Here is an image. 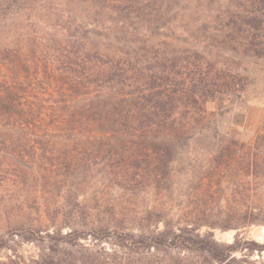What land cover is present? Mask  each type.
I'll return each instance as SVG.
<instances>
[{"label":"trees","instance_id":"trees-1","mask_svg":"<svg viewBox=\"0 0 264 264\" xmlns=\"http://www.w3.org/2000/svg\"><path fill=\"white\" fill-rule=\"evenodd\" d=\"M12 4L17 63L12 84L0 83V135L37 137L53 129L74 136L62 143L60 157L41 159L64 171L71 196H103L109 185L135 194L165 180L178 147L206 126V104L232 106L252 85L250 67L264 61V0ZM31 15L49 29L44 39L21 29ZM40 57L54 65L52 74L39 72ZM38 160L20 156L5 165L28 169ZM19 197L0 184V211L23 210ZM159 236L168 247L203 255L204 264H239L234 255L243 248L264 250V243L224 245L185 230ZM139 238L146 248L156 243L153 236Z\"/></svg>","mask_w":264,"mask_h":264},{"label":"rangeland","instance_id":"rangeland-1","mask_svg":"<svg viewBox=\"0 0 264 264\" xmlns=\"http://www.w3.org/2000/svg\"><path fill=\"white\" fill-rule=\"evenodd\" d=\"M16 18L12 0H0V83L13 82ZM30 20L38 24L32 15ZM30 22L21 29L44 39L49 29L40 24L33 29ZM39 59V72L48 68L52 74L54 65ZM250 70L252 85L241 99L228 108L207 103L206 126L178 147L169 176L135 194L109 185L103 196L69 195L71 180L64 183V171L41 159L60 157V146L74 136L53 129L37 137L0 135V184L16 189L24 207L0 211V264H204L203 255L168 247L159 236L181 230L218 244L262 246L264 61ZM37 140L52 145L41 150L34 147ZM20 156L39 160L28 169L6 167ZM47 191L53 192L44 200ZM130 234L135 238L128 239ZM141 235L153 236L156 243L146 248ZM234 256L244 261L239 264H264V250L243 248Z\"/></svg>","mask_w":264,"mask_h":264}]
</instances>
